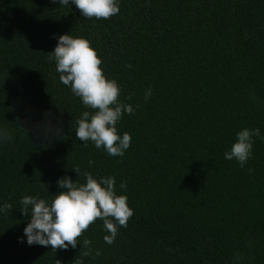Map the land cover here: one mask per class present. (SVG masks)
I'll list each match as a JSON object with an SVG mask.
<instances>
[{"label":"trees","instance_id":"16d2710c","mask_svg":"<svg viewBox=\"0 0 264 264\" xmlns=\"http://www.w3.org/2000/svg\"><path fill=\"white\" fill-rule=\"evenodd\" d=\"M117 3L96 19L71 0H0V131L11 137L0 139V207L12 204L0 211V264H264V0ZM66 33L91 42L134 108L117 124L132 137L122 157L75 136L93 110L49 59ZM244 128L261 136L241 167L224 154ZM84 172L115 177L134 210L127 227L110 245L101 219L75 248L28 245L21 199L51 203L59 179L84 184Z\"/></svg>","mask_w":264,"mask_h":264},{"label":"clouds","instance_id":"9594fccd","mask_svg":"<svg viewBox=\"0 0 264 264\" xmlns=\"http://www.w3.org/2000/svg\"><path fill=\"white\" fill-rule=\"evenodd\" d=\"M59 3L61 6L68 5L70 0H59ZM71 3L86 18L109 19L120 11L117 0H71ZM51 54L49 59L55 60L61 83L70 86L83 104L93 110L84 111L76 121V138L82 142H93L96 148H103L110 156L122 157L130 147L132 137L127 132L121 136L117 124L125 112L133 114L134 108L119 99L120 87L117 81L106 77L97 50L88 39L74 38L66 33L59 36ZM127 67L131 68L132 65L129 63ZM151 95L152 89L149 88L145 91L144 99L147 101ZM131 98L129 94L127 99ZM260 136L259 128L242 129L237 133V141L230 151L225 152V159L235 158L244 167L252 155L253 138ZM10 138L7 132L0 131V139ZM92 163L89 161V164ZM75 171L81 174L79 168H75ZM83 175L86 177L84 184L68 176L59 179V187L65 190L58 191L51 203L34 196L21 199L20 210L25 217L31 214L30 222L24 229L28 245L51 246L53 251L66 250L69 246L75 248L78 238L97 219L103 220L104 229L110 233L104 236V241L110 245L117 236V225L127 227L134 210L129 206L126 195L117 194L115 177L98 180L89 172ZM120 187L125 188L126 182H121ZM11 209V203L0 207V211ZM20 242H23V238ZM90 245L89 239L83 241V248L87 249L83 252L84 256L90 255ZM96 255H100L99 250ZM237 258H240L239 254ZM57 264L61 262L57 260Z\"/></svg>","mask_w":264,"mask_h":264}]
</instances>
